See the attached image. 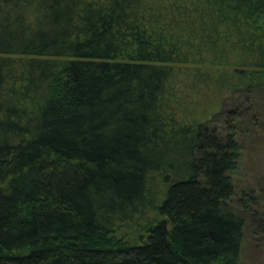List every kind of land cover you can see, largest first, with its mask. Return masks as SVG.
I'll return each instance as SVG.
<instances>
[{"label":"trees","instance_id":"trees-1","mask_svg":"<svg viewBox=\"0 0 264 264\" xmlns=\"http://www.w3.org/2000/svg\"><path fill=\"white\" fill-rule=\"evenodd\" d=\"M263 122L264 0H0V264H240Z\"/></svg>","mask_w":264,"mask_h":264},{"label":"rangeland","instance_id":"rangeland-1","mask_svg":"<svg viewBox=\"0 0 264 264\" xmlns=\"http://www.w3.org/2000/svg\"><path fill=\"white\" fill-rule=\"evenodd\" d=\"M230 104L231 100L224 101L219 116L224 115ZM259 128L238 134L241 157L231 176L234 194L226 203L245 220L240 264H264V122ZM135 227L120 226L117 234L135 242L142 232L140 225Z\"/></svg>","mask_w":264,"mask_h":264}]
</instances>
